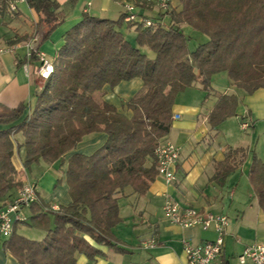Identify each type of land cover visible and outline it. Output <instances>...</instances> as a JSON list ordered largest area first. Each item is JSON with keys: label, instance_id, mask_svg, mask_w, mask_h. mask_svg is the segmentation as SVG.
<instances>
[{"label": "trees", "instance_id": "16d2710c", "mask_svg": "<svg viewBox=\"0 0 264 264\" xmlns=\"http://www.w3.org/2000/svg\"><path fill=\"white\" fill-rule=\"evenodd\" d=\"M74 2L68 0L65 6L71 8ZM177 2L178 6L149 18L140 8L154 4L135 0L140 16L156 23L153 28L126 23L124 13L116 21L83 13L65 33L53 73L35 93L30 113L0 131V199L22 186L15 181L11 162L15 134L24 138L23 167L27 171L40 161L63 163L64 156L85 136L107 135L93 154H73L66 160L70 203L53 212H44L48 207L42 203L30 205L29 225L44 230L45 237L33 241L13 231L1 243L18 264H77V255L93 261L102 252L86 238L97 246L126 253L112 232L121 222L116 196L127 187L144 196L157 177L154 151L170 132L176 96L195 84L208 93L211 78L218 73H226L232 85L247 95L264 89V0ZM4 4L0 0V9ZM26 4L37 15L41 44L63 23L66 7L54 0H26ZM124 26L134 29V44L123 34ZM182 26L198 36L194 49L189 48L193 38ZM27 39V35L15 36L11 43ZM144 48L152 53L151 58L143 53ZM136 78L142 90L124 104L130 117L93 97L106 86L113 89ZM238 105L234 95L218 96L207 117L210 128L235 117ZM25 109L22 104L10 110L0 105V126L18 121ZM244 160L243 149L230 150L215 165L211 182L224 186ZM248 179L264 212V162L255 155ZM47 214L53 216L52 227L43 225Z\"/></svg>", "mask_w": 264, "mask_h": 264}, {"label": "crops", "instance_id": "0c3cea01", "mask_svg": "<svg viewBox=\"0 0 264 264\" xmlns=\"http://www.w3.org/2000/svg\"><path fill=\"white\" fill-rule=\"evenodd\" d=\"M54 1L64 8L68 0ZM125 3H135V0H123L121 2L115 0H75L71 8L65 6L67 14L63 23L55 29L47 41L41 44L38 43L41 32L36 29L37 15L29 9L27 4L19 5L16 13H9L4 4L5 7L0 9V16L7 18V20L2 23L5 31L0 32V49L11 48L12 51L0 56V105L4 109L10 110L22 104L26 106V109L18 121L8 126H0V131L17 125L30 113L33 107L34 95L43 85L36 79L35 75L40 64L37 55L43 54L53 64L58 50L64 43L65 33L81 20L83 13L116 21L123 14ZM23 12H26V15ZM140 12L149 18L158 14L155 6L140 8ZM124 28L126 32L134 31L130 27ZM182 28L191 33L189 28L185 26ZM23 35L29 36V39L11 43L15 40V36ZM190 35L192 36V33ZM28 44L34 51V58L31 62L27 61L26 57ZM215 76L211 78V89L208 93L203 91L199 84H195L179 93L175 98L172 114L176 119H173L170 132L165 140L179 149V160L175 166L176 181L171 185H166L163 179L157 176L144 196L136 195L129 187L116 196L121 222L113 228L112 232L117 245L127 252L122 254L113 252L104 246L95 245L93 241L86 238L90 244L102 252V255L95 257L93 261H89L84 255H77V264H186V257L182 249L183 241H187L191 245H199L215 239L216 234L212 229L203 230L199 226L182 228L171 224L162 210L165 200L171 199L182 207L224 215L221 211L223 210L224 192L230 186L232 179L235 176L238 179L244 176L247 177L248 183L251 185L248 172L253 155L264 162L262 160L264 153L262 155L259 151L256 154L253 149H249V146L245 148L241 145V141H238L239 138L233 140L235 135H232V125L247 123L249 125L247 130L251 129L252 131V139L255 135L257 136L256 145L253 144V141L252 144L256 149L257 146L259 147L261 134L264 132V89H258L253 94L247 95L228 80V84L220 92L216 90L217 85L213 80ZM141 90L142 82L136 78L121 82L113 89L106 86L101 92L95 93L93 97L95 100L101 97V102L113 105L119 113L130 117V112L126 111L124 104ZM222 94L234 95L238 98L239 105L236 109V115L227 119L216 129H211L207 117L218 96ZM116 100L117 106L112 103ZM247 130L242 131L246 132ZM12 138L15 146L11 162L15 169V181L20 185L23 182L33 183L36 186L37 203L49 207L51 205H67L71 201L66 182V160L73 154L86 156L93 154L104 145L107 135L97 133L85 136L74 150L64 156L63 163L47 164L40 161L33 165L29 171L23 167L25 149L22 134L17 133ZM239 148L245 151L244 162L226 178L224 186L220 187L211 182L215 165L225 159L227 152ZM57 163H60L61 173L58 179L51 171ZM40 189L44 191H40ZM234 190L228 192V195L232 197ZM17 191L18 188L12 189L4 198L0 199V209L10 204L16 197ZM250 204L249 209L253 211V215L255 214L256 220L264 222V212L258 206L257 199L256 207L254 204ZM32 212L33 207L24 208L23 214L26 220L14 224L13 231L28 240L41 241L46 232L37 225L32 227L36 231L33 236H28L24 229L25 226L31 227L29 224ZM49 216L47 214L45 222L42 224L52 227ZM246 219V215H243L239 224H244ZM230 226H232V222L229 221L220 264H232V261L238 264L237 257L246 246L251 245L240 243L241 240L237 235L229 233ZM241 228L242 226L239 225L235 229L240 231ZM229 237L238 244L237 251L231 254L226 253ZM151 239L155 240L156 247L145 249L144 243ZM260 243L264 244V241ZM0 264H18L11 254L3 251L1 243Z\"/></svg>", "mask_w": 264, "mask_h": 264}, {"label": "built area", "instance_id": "2783aa9c", "mask_svg": "<svg viewBox=\"0 0 264 264\" xmlns=\"http://www.w3.org/2000/svg\"><path fill=\"white\" fill-rule=\"evenodd\" d=\"M147 3L154 4L157 11L166 12L173 8L172 0H145ZM6 9L9 13H16L21 4L26 0H4ZM124 21L133 25H141L143 28L155 27L156 23L150 19L140 16L138 8L132 3L124 4ZM27 59L34 52L28 44ZM11 48L0 49V56L11 52ZM39 66L35 72L36 79L44 83L53 73V64L45 58L43 54L37 55ZM176 119V117H173ZM241 129L247 130L249 125L241 123ZM179 149L171 142L161 141L154 151L156 161L157 176L161 177L166 185H171L176 181L175 166L179 160ZM38 202L36 186L30 182H23L18 189L16 197L4 208L0 209V237L8 239L13 233L16 223L26 220L23 209ZM57 211V205H51L44 209ZM163 213L167 220L182 228L199 226L203 230L212 229L216 237L213 241H207L199 245H191L187 241L182 242V249L186 257V264H220L223 254L224 238L227 234L229 220L225 215H216L210 212H200L194 208L182 207L171 199H166ZM145 249L156 247L155 240L151 239L144 243ZM238 264H264V244L254 243L246 246L242 253L237 257Z\"/></svg>", "mask_w": 264, "mask_h": 264}, {"label": "rangeland", "instance_id": "374dc122", "mask_svg": "<svg viewBox=\"0 0 264 264\" xmlns=\"http://www.w3.org/2000/svg\"><path fill=\"white\" fill-rule=\"evenodd\" d=\"M134 4V3H132ZM172 4L174 7L178 6L177 0H172ZM24 15H26V12H23ZM7 18H2L0 16V32L5 31V27L3 26V22L6 21ZM125 27V26H124ZM122 28V32L125 34L128 41H130L131 44H134V31L126 32L125 28ZM188 35H190V31H185ZM193 34V33H192ZM193 39L189 42V48L194 49L199 41H196L197 35L191 36ZM200 39V38H199ZM143 53H145L149 58L152 57V53L144 48ZM215 83L217 85L216 90L222 92V89L226 87L228 84V78L226 73H218L214 77ZM98 98V97H97ZM101 97H99V101ZM97 100V99H96ZM117 106V100L112 102ZM230 119V118H229ZM232 135H235L233 140L241 141V145H243L245 148L249 146V149H253V151L257 153H260L263 155L264 153V132L261 134V139L259 142V147L257 146V149L254 147L257 143V136L255 135L252 139V131L251 129L247 130L246 132L242 131L240 128V125L238 123H235L232 125ZM253 141V144H252ZM239 157H237L238 159ZM262 160L264 161V156L262 157ZM31 169V168H30ZM29 171V170H28ZM52 173L56 176V179L60 177V163H57L55 167L51 170ZM49 189V188H48ZM232 189H235L233 192V196L231 197L228 195ZM50 190V189H49ZM40 191H44L40 189ZM250 203L254 204L256 207V196L255 191L253 190L252 185H249L247 177H241L238 179V177H234L232 181L230 182V186L225 190L224 192V199L222 208L223 214L227 216L230 222H232V226L229 227V233L231 232L233 235H237L238 238L241 240L240 243L243 244H252V243H260L264 241V222H258L256 218L254 217L252 212L250 211ZM50 215V214H49ZM243 215H246V222L244 224H239L241 221V218ZM50 220L53 221V216L50 215ZM242 226L240 231H237L235 228ZM26 233L28 236H33L34 233L36 234V231L33 230L32 227L25 226L24 227ZM234 230V232H233ZM26 234V235H27ZM230 236V234H229ZM5 238L0 237V243L4 241ZM238 244H236L231 237L228 239V243L226 246V253L231 254L237 251ZM232 264H236L235 261H232Z\"/></svg>", "mask_w": 264, "mask_h": 264}]
</instances>
